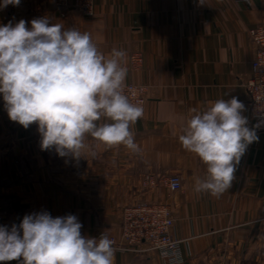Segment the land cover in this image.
I'll use <instances>...</instances> for the list:
<instances>
[{
	"label": "crops",
	"instance_id": "crops-1",
	"mask_svg": "<svg viewBox=\"0 0 264 264\" xmlns=\"http://www.w3.org/2000/svg\"><path fill=\"white\" fill-rule=\"evenodd\" d=\"M205 2L93 0L90 16L75 0H20L0 9V26L23 19L30 29L33 19L47 17L50 25L90 33L105 56L125 51V84L147 90L144 115L131 126L142 151L88 137L87 159L79 160L42 150L37 123L25 129L11 121L0 94V226L10 229L23 215L46 209L56 217L75 215L82 236L119 237L125 206L165 203L182 264H264V131H256L258 141L247 147L231 187L218 198L194 190L195 180L206 178V165L179 141L195 112L233 96L253 127L245 87L255 55L249 29L264 24V0ZM175 174L182 187L171 191L166 180ZM113 264L170 263L154 251L121 250Z\"/></svg>",
	"mask_w": 264,
	"mask_h": 264
},
{
	"label": "clouds",
	"instance_id": "clouds-1",
	"mask_svg": "<svg viewBox=\"0 0 264 264\" xmlns=\"http://www.w3.org/2000/svg\"><path fill=\"white\" fill-rule=\"evenodd\" d=\"M19 4L20 0H2L0 9ZM126 56L117 49L105 56L90 33L61 23L50 25L47 17L33 19L30 29L23 19L15 26H0V94L9 119L25 129L37 123L41 149L54 148L60 157L87 159L88 137L139 154L142 149L131 126L143 117L144 108L124 92ZM244 110L235 96L216 100L202 112L193 110L179 141L206 165V178L195 180L197 193L218 198L228 191L236 165L258 141L256 129L264 119L249 128ZM102 119L108 122L100 123ZM81 228L71 214L25 215L19 226H0V262L113 264L115 248L108 234L89 238L82 236Z\"/></svg>",
	"mask_w": 264,
	"mask_h": 264
},
{
	"label": "built area",
	"instance_id": "built-area-1",
	"mask_svg": "<svg viewBox=\"0 0 264 264\" xmlns=\"http://www.w3.org/2000/svg\"><path fill=\"white\" fill-rule=\"evenodd\" d=\"M63 3L66 0H61ZM245 1V0H243ZM75 5L90 16L93 14V0H75ZM249 35L255 47L252 60V74L245 83L248 93L247 106L253 119V126L264 119V24L249 29ZM136 60V58L134 59ZM146 87L140 84H124V92L133 104L144 105L147 100ZM256 131H264V125ZM177 187H171L173 183ZM166 183L171 191H178L182 187L179 175H171ZM50 211L43 209L35 213ZM33 213H27L30 215ZM23 215L17 226L22 222ZM174 218L172 210L165 203H139L127 205L122 211L121 234L111 237L115 251H129L134 253L157 252L165 257L170 264H182L184 257L181 250V240L173 233ZM22 235V230H21Z\"/></svg>",
	"mask_w": 264,
	"mask_h": 264
}]
</instances>
